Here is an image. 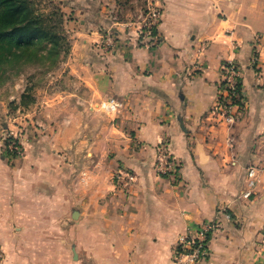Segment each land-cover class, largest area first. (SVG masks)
Returning a JSON list of instances; mask_svg holds the SVG:
<instances>
[{"label":"crops","instance_id":"0c3cea01","mask_svg":"<svg viewBox=\"0 0 264 264\" xmlns=\"http://www.w3.org/2000/svg\"><path fill=\"white\" fill-rule=\"evenodd\" d=\"M59 1L73 89L60 91L65 113L60 100L49 105L37 156L6 162L0 153L3 264H171L179 238L213 220L199 264H264V0H160L154 48L131 37L145 0ZM226 63L239 69L244 98L232 122L216 111ZM108 97L124 109L99 124V152L76 177L73 161L58 156L75 133L62 119L92 117L89 105ZM162 143L175 176L154 171ZM119 170L135 177L125 195L114 189ZM34 230L40 255L20 248Z\"/></svg>","mask_w":264,"mask_h":264},{"label":"rangeland","instance_id":"374dc122","mask_svg":"<svg viewBox=\"0 0 264 264\" xmlns=\"http://www.w3.org/2000/svg\"><path fill=\"white\" fill-rule=\"evenodd\" d=\"M33 3L35 9L41 12L44 11L45 13H49L54 8L62 11L61 2L59 0H33ZM146 5L147 0H145L144 6L141 9L142 12ZM62 13L64 14L63 11ZM61 29V34L65 39L69 51L67 55H61L60 59L53 67L48 69L34 64H27L19 70L8 73V76L0 78V153L6 162H12L18 158H23L26 153H30L33 157L37 156L36 146L40 141L39 138L40 136H46L48 133V128L44 124L49 120L47 116L49 113L48 111L51 109V106L49 105H51L52 100L58 99L62 103L58 105L59 109L57 110L65 113L66 104L70 101L67 98V94L59 98L61 96L60 94H62L60 91L64 93L70 92L69 90L73 89V84L68 79L67 72L64 71L65 67L63 66V64L68 61L72 42L70 28H68V25L66 24L65 14ZM131 37L134 36L131 35ZM11 65L16 64L13 63ZM78 90H80V88H78ZM83 96L82 92H80L79 95L74 96L73 99L77 107L82 108V105L78 104L77 101L83 98ZM243 100L244 98H242L241 103H238L235 107L243 105ZM101 101L98 103L92 102L93 104L89 105V108L94 114L92 117L87 118L76 114L74 117L62 119V125L65 127L73 126L75 133L70 139V146L67 149H59L58 156H63L64 159L69 157V162L73 161L75 166L74 173L76 177L79 178H81V172L83 167H85L82 166L85 159L92 158L94 157V153L99 152V124L104 122V120H106L107 124H112V119H114L119 113H104L100 108ZM80 103L82 102L80 101ZM229 114L233 117L231 110L229 111ZM89 126L90 128H88ZM62 137L65 138L66 136L62 135ZM15 139L20 143V155L17 158L11 157L6 149L7 145L10 143L9 141ZM87 141L93 145V148L85 146ZM110 155L111 154H109V156ZM115 175L116 174H113L112 180L115 187L114 189L117 191ZM12 232L16 233L17 231L12 230ZM40 232L41 231L37 230L28 231V233L35 234V237L34 239H31L32 241H30V244L25 246L22 245L20 248H22L23 251H26V253L40 255L41 250L46 248L41 240L42 234ZM62 233L63 231L59 234L61 235ZM16 248L18 249L19 247ZM59 250L60 252H63V250L65 251V247L60 244ZM42 251L44 252V250Z\"/></svg>","mask_w":264,"mask_h":264},{"label":"built area","instance_id":"2783aa9c","mask_svg":"<svg viewBox=\"0 0 264 264\" xmlns=\"http://www.w3.org/2000/svg\"><path fill=\"white\" fill-rule=\"evenodd\" d=\"M162 16L160 0H147V5L141 13L140 19L132 25V36L141 45L154 48L159 44L157 28ZM114 40L107 36L103 42L105 49L112 48ZM255 59H253L254 61ZM216 111L220 112L228 122L233 121L229 111L238 103H241L242 86L239 69L231 63L223 68L222 88ZM101 110L106 114H116L124 109V103L114 97H108L101 101ZM6 149L11 157L17 158L20 155V143L15 139L10 141ZM154 171L157 176L170 177L177 174V165L174 158L168 152L165 145L160 144L157 149ZM250 178L249 188L252 189L256 183V176L253 170L248 172ZM134 175L126 170H119L115 175L116 190L121 194H127L134 184ZM248 192L245 196L248 197ZM217 227L216 221H205L197 226L192 235H183L179 238L174 251L171 264H199L209 257L208 242L211 234ZM4 262V253L0 249V264Z\"/></svg>","mask_w":264,"mask_h":264},{"label":"trees","instance_id":"16d2710c","mask_svg":"<svg viewBox=\"0 0 264 264\" xmlns=\"http://www.w3.org/2000/svg\"><path fill=\"white\" fill-rule=\"evenodd\" d=\"M63 20L60 9L38 11L33 0H0V78L27 64L49 69L67 55Z\"/></svg>","mask_w":264,"mask_h":264}]
</instances>
